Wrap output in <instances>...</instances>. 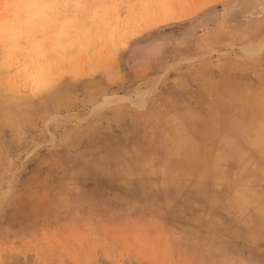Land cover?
Listing matches in <instances>:
<instances>
[{"label":"rangeland","instance_id":"1","mask_svg":"<svg viewBox=\"0 0 264 264\" xmlns=\"http://www.w3.org/2000/svg\"><path fill=\"white\" fill-rule=\"evenodd\" d=\"M0 264H264V0H0Z\"/></svg>","mask_w":264,"mask_h":264}]
</instances>
